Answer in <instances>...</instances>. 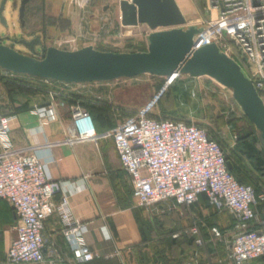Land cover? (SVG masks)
I'll return each instance as SVG.
<instances>
[{
  "label": "built area",
  "instance_id": "built-area-1",
  "mask_svg": "<svg viewBox=\"0 0 264 264\" xmlns=\"http://www.w3.org/2000/svg\"><path fill=\"white\" fill-rule=\"evenodd\" d=\"M204 3L214 15L199 25L202 30L194 36L193 47L214 43L229 57L235 51L244 59L246 75L257 90L264 84V0ZM0 73L10 72L0 69ZM48 93L50 97L57 94L53 90ZM33 111L39 118H52L50 107L37 106ZM69 118L71 127L62 140L65 144L99 136L111 139L138 207L150 209L166 201L190 206L203 195L212 209L226 210L233 219L234 235L228 252L231 264L264 256V219L259 221L255 210V205L264 199V191L256 192L234 178L226 167V152L205 128L152 116L149 105L116 120L99 134L86 109L72 106ZM13 120V114H0V199L8 203L16 217L15 234L2 264H56L53 259L45 260L41 234L44 220L53 213L62 224V235L74 258L93 259L95 254L84 239L85 224L73 216L65 197L56 202L52 199L58 185L50 179L46 164L30 152L13 147L8 135ZM256 223L259 227L254 226ZM210 230L219 236L217 228ZM191 232L196 233V229ZM195 243L200 244V239L196 238Z\"/></svg>",
  "mask_w": 264,
  "mask_h": 264
},
{
  "label": "rangeland",
  "instance_id": "rangeland-1",
  "mask_svg": "<svg viewBox=\"0 0 264 264\" xmlns=\"http://www.w3.org/2000/svg\"><path fill=\"white\" fill-rule=\"evenodd\" d=\"M83 1L85 7L97 4L96 0ZM12 2H14L13 6ZM192 2L194 9L183 11L185 16L183 27L188 24L202 25L209 16L214 15L213 10L205 7L204 0H192ZM80 3L83 2L72 0L70 6L78 8ZM44 4V0H31L28 4H24L22 24H20L17 19L19 0H6L2 12L4 23L0 22V43L12 45L16 51L31 55L19 40H28L37 36L40 43L34 46L33 57L36 58L40 57L41 49L47 46L72 50L91 43L95 49L114 52H135L146 49L145 36L150 31L147 26H123L116 14L97 7L95 11L97 26L92 30L88 29L87 33L73 34L70 28L71 19L78 20L87 11L71 8L69 11L63 9L58 14L51 15L44 9ZM230 56L240 61L247 69L244 59L235 51L230 53ZM0 81L8 98L10 99L11 96L18 98L22 103L30 98L36 101L43 100L42 94L48 90L58 93L61 91L59 86L65 89L82 86L79 83L62 85L55 80L45 82L39 78L11 72L6 75L0 73ZM83 85L90 88L91 94L71 96L73 100L77 99L75 104L82 106L89 113L91 107L106 106L112 124L142 106L149 105V114L152 116L181 120L205 128L217 139L231 161L237 163V167L241 169L240 176L232 172L233 176L254 191L258 189L264 191V164L258 153L257 143L250 135L251 127L232 98L230 89L207 76L192 77L183 73L169 77L143 73L109 81L85 82ZM257 92L264 102V84L257 88ZM2 113L4 109L0 111V114ZM152 208L146 209L148 237L158 234L165 236L164 231L156 228L167 225L170 220H175L177 214L166 211L162 214L155 213ZM188 209L189 211L181 210V217L184 219L179 222L180 234L173 244V248L178 249V255L174 258H177V264L184 261L191 263L193 259L196 263L202 264L215 256L212 253L218 246L228 248L234 235V223L226 210L217 212L201 202ZM254 226L259 224L256 223ZM212 227L217 228L218 231L221 228L219 238L211 233ZM193 228L196 229V233L191 232ZM197 234L202 237H197ZM210 236L213 238L211 239ZM196 238L200 239V244L195 243ZM201 248L206 250V257L199 254L198 250ZM144 259L142 256L139 258L140 261ZM164 260L163 256L160 261Z\"/></svg>",
  "mask_w": 264,
  "mask_h": 264
},
{
  "label": "crops",
  "instance_id": "crops-1",
  "mask_svg": "<svg viewBox=\"0 0 264 264\" xmlns=\"http://www.w3.org/2000/svg\"><path fill=\"white\" fill-rule=\"evenodd\" d=\"M44 1L46 4L44 9L51 15H56L63 9L69 11L71 8L87 11L78 20L71 19L70 28L73 34L87 33L88 29L92 30L97 26L95 15L97 7L116 14L119 19L117 0H96L97 4L91 7H85V2L80 0L83 3H80L78 8L70 6L72 0ZM174 1L184 18L183 11L194 9L192 0ZM139 25L146 26L145 24L135 26ZM86 45L93 47L91 43ZM67 84L75 83H62V85ZM79 84L82 86L72 89L59 86L61 91L52 97L46 92L42 94L43 100L36 101L30 98L22 103L12 96L9 99L0 81V98H2L0 111L4 109L2 114L14 115L8 133L13 147L23 152H30L46 164L50 179L58 185L53 201H58L62 196L68 200L73 216L85 224L84 239L89 249L95 254L89 261L74 258L62 235V224L58 216L53 213L44 220L41 230L45 260L53 259L56 264H177V258L174 257L178 255V249L173 248V244L180 234L179 222L184 219L181 217V210L189 211L190 206L193 207L200 202L209 208L212 207L208 205L203 195L196 203L188 207L175 205L171 201L159 203L155 208L151 207L153 212L162 214L166 211L176 213L177 216L167 225L156 228L164 231L165 236L158 234L148 237L146 209L138 207L132 198L130 179L121 169L111 139L99 136L73 145H67L62 141L71 127L69 110L72 106L78 105L75 104L77 99L73 100L71 96L91 94L90 88L84 87L83 83ZM42 105L51 108V119L39 118L33 111L34 107ZM92 118L96 133H102L110 128L109 116L106 120H101L99 112L94 111ZM227 214L233 221L230 213L227 212ZM256 216L257 219H264L258 210ZM15 224L16 217L11 207L6 201L0 199V264L15 234ZM196 236L202 237L200 234ZM210 238L213 237L210 236ZM198 252L202 257H206L204 248L199 249ZM228 252L229 246L226 249V246L220 245L214 249L213 253L211 252L215 256L202 264H231ZM141 256L145 258L143 261L139 260ZM163 256L165 260L162 262L160 259H163ZM19 264H45V261ZM190 264L201 263H196L193 259ZM244 264H264V256L247 260Z\"/></svg>",
  "mask_w": 264,
  "mask_h": 264
},
{
  "label": "water",
  "instance_id": "water-1",
  "mask_svg": "<svg viewBox=\"0 0 264 264\" xmlns=\"http://www.w3.org/2000/svg\"><path fill=\"white\" fill-rule=\"evenodd\" d=\"M6 0H0V22ZM26 0H19L17 19L22 24ZM14 2L11 3L13 6ZM119 22L123 26L145 24L146 49L135 52L104 51L85 45L77 49L47 46L39 58L33 57L39 38L19 42L31 55L12 45L0 43V68L15 74L63 83L109 81L143 73L169 77L177 73L207 76L230 89L231 96L253 125L264 155V103L240 65L214 43L193 47V38L202 26L188 24L174 0H117ZM227 169L230 165L226 162Z\"/></svg>",
  "mask_w": 264,
  "mask_h": 264
},
{
  "label": "trees",
  "instance_id": "trees-1",
  "mask_svg": "<svg viewBox=\"0 0 264 264\" xmlns=\"http://www.w3.org/2000/svg\"><path fill=\"white\" fill-rule=\"evenodd\" d=\"M29 1H31V0H26V2L24 3L25 5L26 4H28V2ZM233 59L240 65V67L243 69V71L246 73L247 72V70H246V67H244L243 66V64H241V62L240 61H238L236 58H234L233 57ZM258 95L260 96V94L258 93ZM261 97V96H260ZM262 99V98H261ZM264 103V102H263ZM91 109V113H89L90 115H91V118H92V113L94 112V111H98L99 112V115H100V119L101 120H106L107 119V117H108V113H107V108H106V106H102V107H91L90 108ZM161 118H166V117H161ZM245 119H246V117H245ZM92 120H93V118H92ZM247 120V119H246ZM247 122H248V124L250 125V127H251V136H252V140L254 141V142H256L257 143V146H258V148H257V150H258V153L260 154V156H261V160H262V163L264 164V155H263V153H262V151H261V148H260V143H259V140H258V137H257V135H256V132H255V129H254V127H253V125L247 120ZM94 123V122H93ZM114 125V123L112 124L111 123V125L109 126V127H112ZM94 127H95V125H94ZM225 160H226V162H228L229 163V165H230V169H229V171L231 172V174H232V172H235L236 173V175H239L240 176V168H238L237 167V163H234L233 161H231V159L228 157V155L226 154V156H225ZM233 175V174H232ZM235 178V177H234ZM236 179V178H235ZM237 180V179H236ZM238 182H240L239 180H237ZM241 183V182H240ZM243 184V183H242ZM260 189H258V190H255L256 192L257 191H259ZM255 210H256V212H257V210L258 211H260V216L261 217H264V199L263 200H261V201H259L256 205H255Z\"/></svg>",
  "mask_w": 264,
  "mask_h": 264
}]
</instances>
